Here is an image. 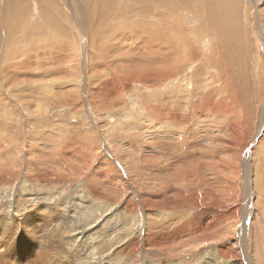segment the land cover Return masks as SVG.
<instances>
[{
	"label": "rangeland",
	"instance_id": "374dc122",
	"mask_svg": "<svg viewBox=\"0 0 264 264\" xmlns=\"http://www.w3.org/2000/svg\"><path fill=\"white\" fill-rule=\"evenodd\" d=\"M40 1L0 0V264H264V0Z\"/></svg>",
	"mask_w": 264,
	"mask_h": 264
},
{
	"label": "bare ground",
	"instance_id": "6f19581e",
	"mask_svg": "<svg viewBox=\"0 0 264 264\" xmlns=\"http://www.w3.org/2000/svg\"><path fill=\"white\" fill-rule=\"evenodd\" d=\"M25 0H11V3H12V6H16V7H14L13 8V10L14 11H16V16L15 17H21L22 15H23V13H20V12H18L17 10H18V8L17 7H21V5L19 4V2H24ZM40 0H37V2H35V3H38ZM42 1H40V3H41ZM34 3V2H33ZM35 5V4H34ZM86 12V11H85ZM14 15H10L9 17H13ZM23 198V197H22ZM26 200V199H25ZM66 200V199H65ZM29 201V200H28ZM27 202V201H26ZM26 204V203H25ZM67 205V204H66ZM65 205V206H66ZM17 209V208H16ZM15 209V210H16ZM63 211V210H62ZM61 211V212H62ZM80 211V210H79ZM39 212V211H38ZM67 212V211H66ZM56 214V213H55ZM63 215V214H62ZM59 217V216H58ZM62 217V216H61ZM54 220V219H53ZM52 220V221H53ZM19 221V220H18ZM48 221V220H47ZM62 221V220H61ZM56 222H58L57 220H56ZM63 222H64V220H63ZM60 223V222H59ZM62 223V222H61ZM93 223H95V222H93ZM3 226V225H2ZM67 226V225H66ZM94 227V226H93ZM53 228V227H52ZM58 228V227H57ZM66 228V227H65ZM50 229V228H49ZM59 229V228H58ZM53 230V229H52ZM49 231V230H48ZM64 232V231H63ZM86 232V231H85ZM54 233V232H53ZM67 233V232H66ZM50 234V233H49ZM83 234V233H82ZM90 234V233H89ZM57 235V234H56ZM63 235V234H62ZM64 235H65V233H64ZM79 235V234H78ZM101 236V235H100ZM56 239V238H55ZM70 239V238H69ZM72 240H73V238H72ZM95 240V239H94ZM96 241H97V239H96ZM64 242V241H63ZM71 242V241H70ZM76 242H78V241H76ZM53 243V242H52ZM61 244V243H60ZM73 244V243H72ZM71 245V244H70ZM87 249V248H86ZM82 251V250H81ZM89 253V252H88ZM95 253V252H94ZM78 254H81V252L80 251H78ZM92 255H90L89 256V258L88 259H90V257H91ZM86 258H87V256H86ZM101 258V257H100ZM87 259V260H88ZM84 260V259H83ZM97 260V259H96ZM102 260V259H101ZM84 261H86V260H84ZM90 261H91V259H90ZM116 261V260H115ZM98 262V261H97ZM87 263H91V262H87ZM86 263V264H87ZM93 264H94V262H93ZM96 264V263H95Z\"/></svg>",
	"mask_w": 264,
	"mask_h": 264
}]
</instances>
